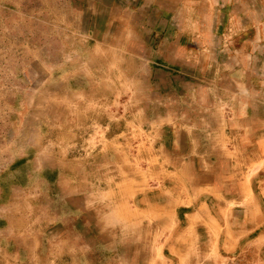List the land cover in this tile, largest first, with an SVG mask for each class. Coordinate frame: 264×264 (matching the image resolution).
Listing matches in <instances>:
<instances>
[{
  "label": "rangeland",
  "instance_id": "374dc122",
  "mask_svg": "<svg viewBox=\"0 0 264 264\" xmlns=\"http://www.w3.org/2000/svg\"><path fill=\"white\" fill-rule=\"evenodd\" d=\"M73 13L68 0H0V264H256L258 254L264 264L256 246L218 256L205 233L219 232L215 195L234 198L256 166L264 174V153L235 161L237 184L213 172V145H194L185 132V153L176 150V128L155 123L159 115L192 121V85L183 91L173 79L163 92L137 81L142 95L104 94L79 58ZM199 154L206 160L190 159L192 175L174 173ZM156 202L165 212H153ZM202 203L201 220L184 219L182 241L166 243L174 220Z\"/></svg>",
  "mask_w": 264,
  "mask_h": 264
},
{
  "label": "crops",
  "instance_id": "0c3cea01",
  "mask_svg": "<svg viewBox=\"0 0 264 264\" xmlns=\"http://www.w3.org/2000/svg\"><path fill=\"white\" fill-rule=\"evenodd\" d=\"M68 2L74 12L76 30H73L83 37L81 44L85 50L79 58H85L88 76L96 74L104 94H114L118 89L122 90L121 94H136L137 81L142 87H151V81L157 82V89L160 86L163 92L173 79L178 85L181 82L179 86L183 91L192 85L195 107L192 121L179 124L178 119L173 121L171 116L159 115L155 125L159 124L160 129L176 128L178 137L174 143L180 152H183L180 146L183 140L179 135L185 132L187 141L192 137L194 145H213L208 157L216 161L212 165L213 172L224 173L227 180H235L238 184L241 175L235 161L246 160L243 154L249 160H258L264 153V110L261 111L258 100L259 97L264 99V14L260 12L264 11V0ZM117 80L122 81V88L115 86ZM160 149L164 152V148ZM188 159L175 166L176 175L186 177L193 170L194 163L191 164L190 159L206 160L200 154L189 155ZM191 179L198 182V179ZM239 180L241 183L242 179ZM207 182L202 180L197 184L205 187L209 185ZM229 185L232 186L231 182ZM185 188L183 190L188 189ZM226 193L231 192L226 190L225 195H215L219 201V232H205L209 240H213L215 254L231 257L242 247L256 246L264 258L262 167L256 166L247 188L241 187L234 198ZM146 200L143 197L141 202ZM220 205H224V209H220ZM206 206L199 204L190 213L184 212L183 218L177 217L172 231L165 235L166 243L169 235L175 242H181L183 237L177 224L192 223L194 215L201 220ZM161 209L159 202L152 208L154 213L165 212ZM199 219L194 223L200 222ZM257 256L259 262L256 264H263L260 255Z\"/></svg>",
  "mask_w": 264,
  "mask_h": 264
},
{
  "label": "flooded vegetation",
  "instance_id": "af4514ba",
  "mask_svg": "<svg viewBox=\"0 0 264 264\" xmlns=\"http://www.w3.org/2000/svg\"><path fill=\"white\" fill-rule=\"evenodd\" d=\"M35 174L37 173L38 174V176H44L45 174H47V176H49L48 174V172H46L45 170L43 171V170H41V171H38V172H34ZM33 173V174H34ZM45 177V176H44ZM52 180H50V182H51ZM19 182H20V184L21 185H23V184H25L26 183V180L25 179H23V178H21V179H19ZM54 182V181H53ZM53 182L52 183H50L49 184V187H50V189L54 186V184H53Z\"/></svg>",
  "mask_w": 264,
  "mask_h": 264
}]
</instances>
